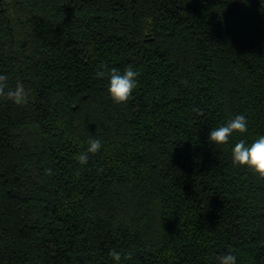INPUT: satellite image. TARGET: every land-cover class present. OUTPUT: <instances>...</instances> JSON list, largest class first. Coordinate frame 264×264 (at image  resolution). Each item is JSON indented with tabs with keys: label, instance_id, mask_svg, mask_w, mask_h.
I'll list each match as a JSON object with an SVG mask.
<instances>
[{
	"label": "trees",
	"instance_id": "obj_1",
	"mask_svg": "<svg viewBox=\"0 0 264 264\" xmlns=\"http://www.w3.org/2000/svg\"><path fill=\"white\" fill-rule=\"evenodd\" d=\"M0 74L28 92L0 101V264H264V179L231 157L264 135V0H0Z\"/></svg>",
	"mask_w": 264,
	"mask_h": 264
},
{
	"label": "clouds",
	"instance_id": "obj_2",
	"mask_svg": "<svg viewBox=\"0 0 264 264\" xmlns=\"http://www.w3.org/2000/svg\"><path fill=\"white\" fill-rule=\"evenodd\" d=\"M104 72H98L97 78H102ZM108 84V93L112 101L116 104H126L132 98L133 91L138 84V70H135L132 65L125 67L123 73L118 69L112 68ZM9 77L5 74H0V101H11L17 106H22L28 101V92L22 83H17L14 87L9 84ZM199 114H203L199 109H194ZM248 132V120L245 115L239 114L231 118L225 125L213 128L208 140L215 145H227L230 137L234 133H239L242 136ZM102 142L100 139L90 138L87 149L81 152L77 157V161L81 165L88 163L89 156L95 155L100 151ZM232 163L235 166L246 167L250 169L260 179H264V135H259L251 143L245 139H240L231 149ZM46 175H52V170L45 169ZM110 257L115 264H120L122 253L115 249L109 252ZM131 253L123 256V259L130 260ZM218 264H236V256L231 253H226L218 256Z\"/></svg>",
	"mask_w": 264,
	"mask_h": 264
}]
</instances>
